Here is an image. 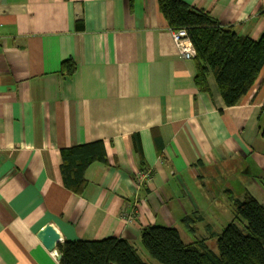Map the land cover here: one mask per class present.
Listing matches in <instances>:
<instances>
[{"label":"crops","instance_id":"1","mask_svg":"<svg viewBox=\"0 0 264 264\" xmlns=\"http://www.w3.org/2000/svg\"><path fill=\"white\" fill-rule=\"evenodd\" d=\"M158 1L0 0V264H61L38 239L47 225L59 245L115 237L142 258L147 227L208 244L221 216L234 219L231 197L264 206V67L227 108L212 72L196 86ZM183 1L241 37L264 33V0ZM69 59L71 79L60 73ZM93 143L107 163L88 167L79 196L61 152Z\"/></svg>","mask_w":264,"mask_h":264},{"label":"trees","instance_id":"2","mask_svg":"<svg viewBox=\"0 0 264 264\" xmlns=\"http://www.w3.org/2000/svg\"><path fill=\"white\" fill-rule=\"evenodd\" d=\"M159 10L170 28L185 29L196 51L195 84L207 89V76L213 73L224 105L238 106L260 77L264 67V33L259 40L239 36L205 10L183 0H159ZM79 25V24H78ZM72 59L61 65V75L76 74ZM141 169L146 170L140 146ZM61 174L66 188L81 196L86 187L85 173L96 162L107 163L102 143L65 149L61 152ZM234 219L221 232L210 233L218 254L207 240L185 244L174 228L150 226L141 234V244L159 264H264V206L251 194L242 201L230 198ZM201 216L194 214L182 223L194 233ZM204 220V218H203ZM61 264H146L132 244L120 238L101 241H66L59 245Z\"/></svg>","mask_w":264,"mask_h":264},{"label":"built area","instance_id":"3","mask_svg":"<svg viewBox=\"0 0 264 264\" xmlns=\"http://www.w3.org/2000/svg\"><path fill=\"white\" fill-rule=\"evenodd\" d=\"M170 34L174 45L180 54V56L185 60H195L196 58V51L191 39L188 36V32L185 29H173L170 28ZM142 179L145 180L147 183L151 181L152 174L150 171H145L142 173ZM53 257L59 258L61 261V256L58 252L53 251Z\"/></svg>","mask_w":264,"mask_h":264},{"label":"water","instance_id":"4","mask_svg":"<svg viewBox=\"0 0 264 264\" xmlns=\"http://www.w3.org/2000/svg\"><path fill=\"white\" fill-rule=\"evenodd\" d=\"M37 236L41 243L50 252L57 250L58 245L61 243L60 234L51 225H47Z\"/></svg>","mask_w":264,"mask_h":264},{"label":"rangeland","instance_id":"5","mask_svg":"<svg viewBox=\"0 0 264 264\" xmlns=\"http://www.w3.org/2000/svg\"><path fill=\"white\" fill-rule=\"evenodd\" d=\"M221 204V203H220ZM224 205H228V202L227 201H225L224 203H223ZM234 212V211H233ZM221 218H222V220L221 221H223V220H225V222H224V226H228L231 222H232V215H230L229 213L227 214L226 213V215H224V216H221ZM225 227V228H226ZM218 230V229H217ZM220 230H222V228L220 229ZM221 232V231H220ZM184 233V232H183ZM185 235V236H184ZM184 235H183V237H182V239L183 238H189V239H192V236H190L188 233L186 234V233H184ZM194 239V238H193ZM197 240H202V238H199L198 237V235H197ZM183 241L184 242H190V241H186V240H184L183 239ZM209 241V240H208ZM212 241V240H211ZM185 244H190V243H185ZM208 246H209V248L212 250V251H214L215 253H217L218 254V247H217V242H216V240L215 241H213V242H209L208 243ZM143 249V253H140L141 254V256H142V259L144 260V262L146 263V264H159L158 262H156V261H154L150 256H149V254L146 252V250L144 249V248H142Z\"/></svg>","mask_w":264,"mask_h":264}]
</instances>
